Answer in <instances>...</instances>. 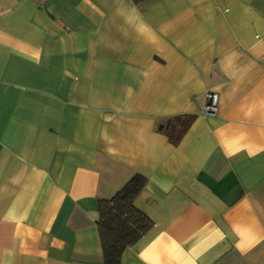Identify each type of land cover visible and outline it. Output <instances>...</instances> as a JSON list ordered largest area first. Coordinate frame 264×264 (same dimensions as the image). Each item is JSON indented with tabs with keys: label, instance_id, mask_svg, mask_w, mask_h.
Segmentation results:
<instances>
[{
	"label": "crops",
	"instance_id": "obj_1",
	"mask_svg": "<svg viewBox=\"0 0 264 264\" xmlns=\"http://www.w3.org/2000/svg\"><path fill=\"white\" fill-rule=\"evenodd\" d=\"M135 174L120 264H264V0H0V264H103Z\"/></svg>",
	"mask_w": 264,
	"mask_h": 264
},
{
	"label": "trees",
	"instance_id": "obj_2",
	"mask_svg": "<svg viewBox=\"0 0 264 264\" xmlns=\"http://www.w3.org/2000/svg\"><path fill=\"white\" fill-rule=\"evenodd\" d=\"M193 119L194 115L190 114L160 117L154 120L153 127L176 145ZM145 182V177L135 174L111 198L98 201L96 223L103 264H120L123 251L152 228V220L133 204Z\"/></svg>",
	"mask_w": 264,
	"mask_h": 264
},
{
	"label": "built area",
	"instance_id": "obj_3",
	"mask_svg": "<svg viewBox=\"0 0 264 264\" xmlns=\"http://www.w3.org/2000/svg\"><path fill=\"white\" fill-rule=\"evenodd\" d=\"M206 96V104L204 106L203 114L209 116L212 115L216 109L217 95L215 93H208Z\"/></svg>",
	"mask_w": 264,
	"mask_h": 264
}]
</instances>
